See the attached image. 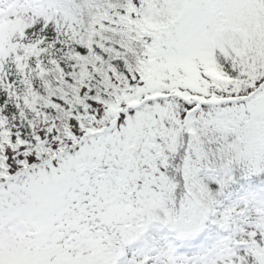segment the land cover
Returning a JSON list of instances; mask_svg holds the SVG:
<instances>
[{
	"label": "snow or ice",
	"instance_id": "6c2138e0",
	"mask_svg": "<svg viewBox=\"0 0 264 264\" xmlns=\"http://www.w3.org/2000/svg\"><path fill=\"white\" fill-rule=\"evenodd\" d=\"M0 264H264V0H0Z\"/></svg>",
	"mask_w": 264,
	"mask_h": 264
}]
</instances>
